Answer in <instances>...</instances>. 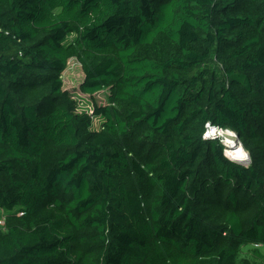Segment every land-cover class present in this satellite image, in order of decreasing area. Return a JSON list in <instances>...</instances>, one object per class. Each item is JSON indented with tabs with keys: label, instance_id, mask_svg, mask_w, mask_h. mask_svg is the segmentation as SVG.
I'll return each mask as SVG.
<instances>
[{
	"label": "trees",
	"instance_id": "obj_1",
	"mask_svg": "<svg viewBox=\"0 0 264 264\" xmlns=\"http://www.w3.org/2000/svg\"><path fill=\"white\" fill-rule=\"evenodd\" d=\"M0 264H264V0H0Z\"/></svg>",
	"mask_w": 264,
	"mask_h": 264
},
{
	"label": "rangeland",
	"instance_id": "obj_2",
	"mask_svg": "<svg viewBox=\"0 0 264 264\" xmlns=\"http://www.w3.org/2000/svg\"><path fill=\"white\" fill-rule=\"evenodd\" d=\"M83 78H84V72L81 63L78 61L76 57L70 58L68 61V66L66 70L63 72L64 87L72 90V92L77 94L78 98L82 101V103H84L83 106L84 108L83 107L80 108V111L84 109H88L91 111L94 101L99 102L100 104L107 103V93H106L107 90L98 92L93 96L84 95L82 93V91L80 90V84L83 81ZM98 122H96V124H99ZM221 132H222L221 134L220 131L215 133L212 132L210 134L212 136H221L223 140L225 139V136L232 135L230 132L227 131H221Z\"/></svg>",
	"mask_w": 264,
	"mask_h": 264
},
{
	"label": "bare ground",
	"instance_id": "obj_3",
	"mask_svg": "<svg viewBox=\"0 0 264 264\" xmlns=\"http://www.w3.org/2000/svg\"><path fill=\"white\" fill-rule=\"evenodd\" d=\"M217 132V131H216ZM222 132L220 131V134ZM227 142V152L232 157L240 162H247V150L241 145L233 135L225 136Z\"/></svg>",
	"mask_w": 264,
	"mask_h": 264
},
{
	"label": "built area",
	"instance_id": "obj_4",
	"mask_svg": "<svg viewBox=\"0 0 264 264\" xmlns=\"http://www.w3.org/2000/svg\"><path fill=\"white\" fill-rule=\"evenodd\" d=\"M79 103H80V108H82L83 106H84V103H82V101L79 99ZM84 108V107H83ZM91 112H92V110H91ZM96 122H98V120H95V125H98V124H96ZM218 132V131H225V130H222V129H219L218 127H216V126H211V125H208V129H207V131H206V137H208V138H213V137H216V136H212L210 133H212V132ZM234 137L237 139V141L241 144V141H240V139H239V137L236 135V133H234ZM224 141V143H225V145H226V142H225V139L223 140ZM225 153L227 154L228 152H227V145H226V148H225ZM228 155V154H227ZM1 222H4V219H2V221Z\"/></svg>",
	"mask_w": 264,
	"mask_h": 264
},
{
	"label": "water",
	"instance_id": "obj_5",
	"mask_svg": "<svg viewBox=\"0 0 264 264\" xmlns=\"http://www.w3.org/2000/svg\"><path fill=\"white\" fill-rule=\"evenodd\" d=\"M225 131H227V132H230L232 135H234V133L235 132H233V131H231V130H229V129H227V130H225ZM241 144H242V142H241ZM243 145V144H242ZM226 152V151H225ZM228 154V153H227ZM228 156H230L229 154H228ZM231 157V156H230ZM232 158V157H231ZM247 158H248V161L247 162H249L250 161V155H249V152L247 151ZM233 160H235V161H237V162H240V161H238V160H236L235 158H232Z\"/></svg>",
	"mask_w": 264,
	"mask_h": 264
}]
</instances>
